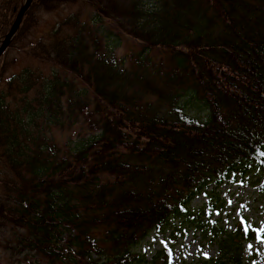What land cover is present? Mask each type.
I'll list each match as a JSON object with an SVG mask.
<instances>
[{
	"label": "trees",
	"instance_id": "trees-1",
	"mask_svg": "<svg viewBox=\"0 0 264 264\" xmlns=\"http://www.w3.org/2000/svg\"><path fill=\"white\" fill-rule=\"evenodd\" d=\"M24 3L0 0V45ZM62 8L77 10L39 33ZM15 49L32 64L14 69ZM1 60L9 260L147 264L139 246L168 233L217 248L194 264L255 263L264 227L213 218L228 183L264 203V0H34Z\"/></svg>",
	"mask_w": 264,
	"mask_h": 264
},
{
	"label": "rangeland",
	"instance_id": "rangeland-1",
	"mask_svg": "<svg viewBox=\"0 0 264 264\" xmlns=\"http://www.w3.org/2000/svg\"><path fill=\"white\" fill-rule=\"evenodd\" d=\"M26 1V0H25ZM77 9H60L55 12L42 13L40 16L39 33L47 32L58 23L66 18ZM29 43V42H28ZM139 46L132 40L124 41L122 48L117 52L119 57L127 56L135 51H138ZM4 60L0 61V73L6 67ZM8 62L15 63L17 69L21 66L31 65L27 56L20 50H11L8 55ZM47 69L45 65L42 69ZM48 71L46 73L48 74ZM73 132H76L75 130ZM78 133V132H77ZM58 140H75L77 135L69 132L67 136L55 135ZM256 188L243 186L239 183H228L221 187L218 191L220 198L223 199L225 206L221 211H217L213 220L221 222L225 225L226 230L231 232L234 225L239 224L242 220L251 228L252 226L264 227V203L258 200L254 193ZM1 193V189H0ZM209 199L200 196L194 199L192 206L194 208L207 205ZM4 236L0 234V264H27V261H18L17 258L9 260V254L3 249ZM248 254H256L254 264H264V240L263 242H252L244 247ZM168 254L165 255V252ZM137 254H140L146 259L147 264H194L202 259H209L217 255V248L212 245H206L200 238L189 235L178 244H172L169 239V234H152L145 242L139 246Z\"/></svg>",
	"mask_w": 264,
	"mask_h": 264
},
{
	"label": "water",
	"instance_id": "water-1",
	"mask_svg": "<svg viewBox=\"0 0 264 264\" xmlns=\"http://www.w3.org/2000/svg\"><path fill=\"white\" fill-rule=\"evenodd\" d=\"M34 0H26L22 8L20 9L19 13L17 14V17L14 21V24L12 25L10 31L8 34L5 36L4 41L0 45V59L8 49V47L11 44V41L19 31L22 21L26 15V13L29 11V9L32 6Z\"/></svg>",
	"mask_w": 264,
	"mask_h": 264
}]
</instances>
